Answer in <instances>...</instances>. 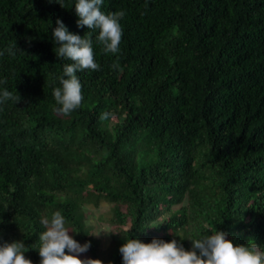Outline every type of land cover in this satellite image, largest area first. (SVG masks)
I'll use <instances>...</instances> for the list:
<instances>
[{"label": "trees", "instance_id": "16d2710c", "mask_svg": "<svg viewBox=\"0 0 264 264\" xmlns=\"http://www.w3.org/2000/svg\"><path fill=\"white\" fill-rule=\"evenodd\" d=\"M76 2L0 0V92L20 97L0 104V245L40 264L41 219L59 211L91 245L79 257L103 264H123L128 239L191 251L216 231L264 251V0H103L125 13L117 55L78 26ZM57 19L100 65L76 73L84 99L68 116L53 111L72 63L56 56ZM101 202L105 247L84 212Z\"/></svg>", "mask_w": 264, "mask_h": 264}, {"label": "clouds", "instance_id": "9594fccd", "mask_svg": "<svg viewBox=\"0 0 264 264\" xmlns=\"http://www.w3.org/2000/svg\"><path fill=\"white\" fill-rule=\"evenodd\" d=\"M102 3L103 0H77L75 11L80 18L77 23L81 27L87 26L89 30H99L96 42L101 46L102 52L117 55L123 35L120 20L125 13L119 11L105 14L100 7ZM56 24L57 27L52 32L54 41L59 45L56 56L72 63L63 67L64 75L60 77L62 87L53 89L55 102L59 105L53 111L68 116L81 107L84 99L82 85L76 73L84 70L98 71L100 65L95 61L90 38H81L70 33L59 19ZM8 51L14 55L11 48ZM2 55L3 52H0V56ZM111 67L114 70L120 69L118 57ZM9 100L18 103L20 97L4 89L0 92V104ZM111 115L108 112L102 113L100 120H108ZM65 223V217L59 211L53 213L51 219H41L45 231L39 236L40 264H103L98 259L79 258V254L87 252L91 245H81L74 240ZM226 236V233L216 231L203 238L191 240V251H186L175 239L165 242L154 238L150 243L128 239L119 251L123 264H264V251L255 243L248 246L236 245ZM24 249L26 248L22 242L0 245V264H32L30 259L25 258Z\"/></svg>", "mask_w": 264, "mask_h": 264}, {"label": "rangeland", "instance_id": "374dc122", "mask_svg": "<svg viewBox=\"0 0 264 264\" xmlns=\"http://www.w3.org/2000/svg\"><path fill=\"white\" fill-rule=\"evenodd\" d=\"M108 209L109 204L105 202H101L98 207H93L90 204L84 207V212L88 216L87 223L92 226L93 234L100 240L102 247L107 245L109 234L111 232V228L105 220L108 214ZM79 258L82 260L85 259L83 256H80Z\"/></svg>", "mask_w": 264, "mask_h": 264}, {"label": "bare ground", "instance_id": "6f19581e", "mask_svg": "<svg viewBox=\"0 0 264 264\" xmlns=\"http://www.w3.org/2000/svg\"><path fill=\"white\" fill-rule=\"evenodd\" d=\"M161 38V37H160Z\"/></svg>", "mask_w": 264, "mask_h": 264}]
</instances>
